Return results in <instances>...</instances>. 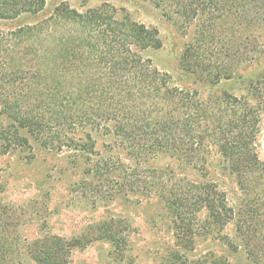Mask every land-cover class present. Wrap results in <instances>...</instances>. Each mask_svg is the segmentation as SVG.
Masks as SVG:
<instances>
[{
    "label": "trees",
    "instance_id": "16d2710c",
    "mask_svg": "<svg viewBox=\"0 0 264 264\" xmlns=\"http://www.w3.org/2000/svg\"><path fill=\"white\" fill-rule=\"evenodd\" d=\"M150 1L186 22L200 17L180 65L211 83L231 78L240 63L259 52L255 31L264 28V0ZM45 3L0 0V19L34 16ZM160 46L155 27L118 16L108 3L80 11L61 2L44 19L0 31V105L8 119L0 131L4 151H31L32 138L44 148L87 153L90 163L94 141L70 134L111 123L128 162L118 156L93 160L86 173L99 181L96 185L156 191L177 243L185 248L192 244L199 211L217 226L234 220L248 257L264 263V161L256 150L264 81L250 82L247 96L223 91L200 100L142 53ZM211 144L236 176L242 193L237 209L212 182L183 187L168 183L164 171L140 167L163 153L200 169ZM12 235L0 220V264H14L23 251L38 264H67L72 241L45 235L22 243Z\"/></svg>",
    "mask_w": 264,
    "mask_h": 264
},
{
    "label": "rangeland",
    "instance_id": "374dc122",
    "mask_svg": "<svg viewBox=\"0 0 264 264\" xmlns=\"http://www.w3.org/2000/svg\"><path fill=\"white\" fill-rule=\"evenodd\" d=\"M61 2L80 11L108 3L117 9L118 16L127 14L135 21L155 27L161 46L147 48L143 55L166 72L175 85L194 91L200 100L215 99L223 91L247 96L250 82L264 81V28L255 31L260 42L254 59L240 63L231 78L211 83L180 65V56L192 40L200 17L186 22L150 0H46L43 10L34 16L0 19V31L44 19ZM248 101L255 102L252 97ZM260 120L256 150L264 161V109ZM7 124L0 105V131ZM70 135L78 141H85L87 135L91 137L93 160L118 156L126 161V151L118 144L111 123L93 129L87 127ZM30 143L31 151L18 148L4 151L0 140V220L19 242L45 235L72 241L67 264H214V260L222 264H264L248 257L236 235L234 220L217 226L207 221L205 210L199 211L192 244L189 248L182 247L176 241L170 215L156 191L98 186L99 181L86 173L93 163L86 159L87 153L68 147L44 148L32 138ZM203 165L193 169L160 153L140 167L164 171L168 183L183 187L212 182L237 209L242 193L216 145L208 147ZM154 180L152 176L146 179L149 183ZM14 264L38 263L23 251Z\"/></svg>",
    "mask_w": 264,
    "mask_h": 264
}]
</instances>
